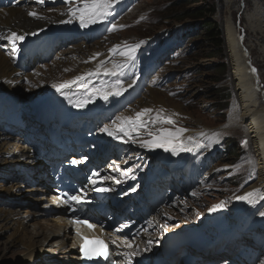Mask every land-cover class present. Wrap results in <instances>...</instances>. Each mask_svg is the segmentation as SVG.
Listing matches in <instances>:
<instances>
[{
    "label": "rangeland",
    "instance_id": "374dc122",
    "mask_svg": "<svg viewBox=\"0 0 264 264\" xmlns=\"http://www.w3.org/2000/svg\"><path fill=\"white\" fill-rule=\"evenodd\" d=\"M171 5H174V7H170ZM199 6H203L205 10L213 8L212 12L206 11L208 17L203 21L190 18L184 20L172 19L174 15L190 13L193 8ZM207 20L213 21L217 26V30L222 32L224 51L221 55L218 52L216 53L210 38L205 33L203 24ZM101 21L104 22V25L96 34L82 35L80 40L69 43L65 47H68L67 50L59 49L57 51V54L60 52L61 54L55 56L53 61H48V65L54 68L51 74L58 75L60 73L59 76H62L67 72V67L65 66L55 68L54 61H66L67 58L70 61H80L76 55L66 56L71 48L72 50H79L80 47H84L90 54L105 52L103 56L114 54V58H111L112 62L119 64L126 59V57L120 55V52L124 51L123 45L125 43L133 45L141 42H150L149 47L146 49L145 47L137 49L136 57L148 54L149 60L141 62L138 67L140 70L143 66H149L150 64H152V67L156 66L157 72L151 73L150 77L157 80L158 88L149 87L153 84V79L149 80L148 78L152 67L142 68L141 70L144 71V84L138 90L137 94H140L125 105L127 106L129 103L125 110H128L134 119L136 113L144 109H140L138 106L145 104L146 96L155 94L152 107H155L156 111L154 112V109H152L153 113L149 112L141 117V120L147 118V122H145V127L138 129V136L149 137V132L157 134L160 129L175 131L178 128H184L187 129L186 132L194 133L208 131L210 132L209 138L212 137L214 140L211 142L213 144L208 143L207 145L210 146L206 147L198 156L209 151L215 153L214 157L207 159L205 166L201 167L203 169L196 170L197 174H204L203 176H192L196 168L195 165L189 166V163L191 165V163L196 162L192 158L187 164V167L189 166L188 172L185 174L180 173L172 180L174 185L170 186L169 189L176 188L175 203L170 205L168 210L162 208L164 219H159L160 224L164 223L167 230L173 231L174 229L179 230L180 227L187 224L197 226L207 215L224 213L227 217H231L229 216V209L233 205L234 200L236 197L241 196L245 190L259 184V175L258 162L253 151L254 145L251 140L243 138L245 137L246 129L239 126L237 118H232L228 114L232 98L235 95L234 86L236 89V84L231 74L225 28L227 23L231 22L236 32L240 34V38L244 40L242 49L245 50L242 54L245 57L249 56L247 60L256 69L259 83L258 95L259 98L262 97L260 94L264 92V0H116L109 16ZM113 24L124 25L125 27H118L111 32L108 31ZM185 26L186 43L181 41L180 38V31ZM121 28L123 29L121 30ZM193 30L195 32L193 34H196L197 37L195 35L192 36ZM76 45L79 46L74 47ZM117 45L121 47L115 53L111 52L110 49ZM248 51L249 54L247 53ZM117 53L119 56L116 55ZM86 56L87 58L90 57L88 53H86ZM116 59L120 61H115ZM81 61L85 60L82 59ZM218 63H226V69L224 71L219 70ZM132 67L133 65H130L125 70H131ZM45 69L48 70V68ZM140 71L137 73H140ZM137 73L130 76L126 75L125 78L132 79ZM48 74L51 75L48 72L45 77H48ZM21 76L24 78L25 75ZM44 81L38 82V84L33 81V84L35 83L34 86L32 84L33 88L26 86L25 90L29 91L30 89L32 93L42 94L46 89L51 88V84L49 85ZM0 85L8 90L17 88L15 86L11 88L2 82H0ZM224 92L228 93V97L223 98L221 96ZM32 93L29 95L33 96L34 94ZM219 96L221 97L219 98ZM260 103L264 104L263 99ZM160 110H163L160 113L161 115L170 116L174 124L178 125H161L162 122L153 123L152 121L155 120ZM117 115L118 117L120 115L118 110L116 111ZM119 124L126 126L123 121L119 122ZM241 124L243 126L246 125L244 122H241ZM2 140L5 144L0 145L2 150L0 163L1 158L5 154V147L13 149L10 143H14L13 138ZM245 141L247 143H244ZM223 142L225 143V149ZM226 143L227 145L229 143L232 144L231 146L235 148L234 152H230L226 148ZM135 155L140 156L138 154ZM248 168L252 172L246 174L245 172ZM257 175L258 178L256 179ZM0 182L6 185L4 180ZM31 183L28 182L27 185H31ZM23 189L18 187V190L24 195ZM194 193L195 195H193ZM40 194L41 192H38V195ZM1 195L3 197L9 195L11 198L12 194L11 192H4ZM26 199L29 200L28 198ZM32 200L34 201V199ZM38 203L40 202L38 201ZM236 203L237 201L234 204L236 205ZM218 204H223V206L215 211L209 210ZM8 206L14 209V206L10 204ZM0 208H5V206L0 203ZM261 208L258 205H254L247 213L248 217H252L254 221L264 223V216L261 215V213H264V208ZM26 209L28 211L36 210L35 207L25 208L24 211ZM16 211H18V215L20 209H16ZM24 211L20 212L19 218L25 221L21 225H25L29 231L28 235L24 234L20 237L21 240L23 238L25 241L29 235H34L36 231L37 233L40 232V223L36 226V222L42 220L49 222L50 220L46 216H35L34 220L30 219L31 216L27 219L22 218L20 216L25 214ZM156 215H158L157 211ZM26 220L31 224L34 223V228L29 226V222ZM13 221L11 219L10 223H13ZM240 225L239 223L238 226ZM31 229L36 231L32 232ZM262 231H264V226ZM43 236H38L36 240L39 244L41 242L45 245V236ZM14 238V228L3 229V225L0 224V264H12L15 260L16 264L17 259L27 252V248L22 246L21 243H16L15 246L12 245ZM47 246H49V243ZM66 248L64 247V249ZM259 249L255 251V254L258 255L254 257L264 259V251L262 249V252H259ZM55 252L54 250L52 253L55 254ZM245 262H249V259ZM257 264H261L260 260H258Z\"/></svg>",
    "mask_w": 264,
    "mask_h": 264
},
{
    "label": "bare ground",
    "instance_id": "6f19581e",
    "mask_svg": "<svg viewBox=\"0 0 264 264\" xmlns=\"http://www.w3.org/2000/svg\"><path fill=\"white\" fill-rule=\"evenodd\" d=\"M77 2L78 0H71V3L66 2V0H44L43 3H39L38 0H18L15 6L7 5L4 7H0V36H6L10 31H15L18 34L36 33L38 31L54 33L58 32L62 28H67L70 35H74L75 38L77 35L81 34H96L100 30L101 20H98L95 24H89L87 27H81L78 19H75L76 23L61 22L69 20L68 9L70 7H75L77 5ZM43 4H45L47 7L41 10V5ZM33 11L38 14V17L28 15L29 12ZM225 34L228 53L230 55L229 59L231 64V74L233 75V79L236 84V89L234 86L235 95L232 98L228 114L232 118H237L239 121V126L246 129V132L244 133L245 137L243 138L251 140L254 145L253 151L256 156V161L258 162L257 167L259 175V184L253 185L250 189L245 190V192L241 195L243 196L247 192L258 189V193L253 197L254 203L250 204L247 200L235 199L234 203L235 201H237L236 205L233 203V205L229 209V216H231V221H237L236 223H238L239 219L242 220V217L246 215L248 216L247 213L254 207V205H258L260 207L264 206V199H261V197H264V104L260 103L262 99L264 101V92L260 94L262 97L259 98L258 75L252 70L253 67L249 66V60H247L249 56H243L242 52L245 50L242 49L244 40L240 38V34L236 32L235 27L232 26L231 22L227 23ZM29 36L31 35H26L25 39ZM25 39L19 42L16 46V49L13 51L17 52V54H23L24 58L28 57V49L26 46H24V44L26 43ZM8 45L9 41L0 39V82L9 85L11 88L14 86L17 87L9 90V92L13 93L19 100H21L23 105L28 104L25 100H29L31 99V97L37 99L45 92L44 91L42 94H37V92L32 93L30 89L29 91L25 90L26 86H28V88H33L35 84H33V81L38 84V82L41 83L43 80H45L44 82H47V84L49 85L51 84L52 87L53 84H59L63 81L71 80L74 77L88 73L89 71L94 72L101 61H103V65L99 74L85 76V79L84 81H81V84L86 85L87 91L91 92L93 88H108L112 83L115 82L117 78L121 79L127 92L124 91L120 96H110L107 100H104L102 95L100 94H97L96 96H94V98L100 102H104L105 106H108L110 104L117 105L107 114L109 122L105 124L104 127L108 126L110 129H113L116 132H121V127L127 128V125L122 126L123 124H119V122H122V120H117L116 113L115 119L113 117V113L124 107L126 103L129 102L132 97H134L138 93V90L143 86V70H141L140 73H137V75L132 79L125 78L126 75H124L123 77H118L105 74L102 72L103 68H111L113 66L114 63L112 62L111 58H114V54H112L111 56H103L105 52L99 53L100 55H97L98 53L90 54L87 50L84 49V47H80L79 50H72L71 48L69 54L66 55H76L77 58L80 59V61H70L67 58L66 61L61 60L53 62L55 68H57L58 66L67 67V72L64 73V75L59 76L60 73L58 75L51 74L54 68L48 65V61H53L55 59V56L61 54V52L57 54L56 51L53 53L54 57L48 58L44 62H40L36 67H33L34 69L31 68L25 71L24 75L26 77L24 76V79L21 75L15 76V72L18 68H15V66L12 65L13 58ZM77 46L79 45H76L74 47ZM67 48L63 49V51L67 50ZM58 49H60V47H58ZM86 53H88L90 57L87 58ZM247 53L249 54V51ZM82 59H84L85 61H81ZM45 68H48V70H46ZM62 70L64 69L62 68ZM48 72L51 75L48 74L49 76L45 77ZM133 80H135L136 82L131 87L133 89L129 91L130 88H128V85L132 84ZM7 90L8 89L0 85V94H4V92ZM30 93L34 95L30 96ZM146 98L147 100L145 104H140L138 107L140 109H154L155 112V107H152L155 100V94L147 95ZM102 114V111H97V115L93 117L94 120L98 121L107 117H104V115ZM124 116L131 117L128 110L122 111L119 115V117ZM114 121L115 123H113ZM142 121L147 122V118H143ZM241 122H244L246 124V128L245 126H243V124H241ZM100 129L101 128L99 126L98 132H100ZM91 130H96V128H91ZM134 132H136V130L131 131V133ZM201 133H204V135H200ZM209 133L210 132L208 131L199 133L190 131L184 132L180 139L184 142V146L187 149H191L190 151H179L177 154H173L171 149H169L168 151H165V149L163 148L155 149L159 150L161 153L172 154V161L176 172L177 170H179V168L187 170V164L189 160L206 149V147H195V143H199L200 145H207L208 143L214 141L212 137L209 138ZM3 135L4 133H0V143L3 142L0 145L5 144V142L2 140ZM21 137V135L14 136V143H10V146L13 147V150L5 147L4 151L5 153L6 151L8 152V150H12V152L16 154V158L13 160H7L3 156L0 163V181H6V185L0 182V203L5 206V208H0V224L3 225V229L14 228L15 238L13 239L12 245L15 246L16 243H21L22 246L27 248V252H25V254L21 258L17 259L16 264H55L57 262L60 264L78 263V241L77 238H75L73 235L74 230L69 225L67 220L61 218L58 213L51 211L49 202L50 196L47 193L48 177L45 176V165L43 164V162L41 163L39 161V158L35 154H33L31 149H28L26 145L20 143L22 140ZM189 137H192L193 141H189ZM24 141H26V139ZM1 154L2 150L0 149V156ZM30 179H33L36 182L35 185H27V183H24L25 180L27 182H30ZM24 184L26 185L23 186ZM18 187L24 188V195L18 190ZM4 192H11V198L9 197V195L3 197V195L1 194ZM38 192H41V194L38 195ZM32 199H34V201ZM148 200L151 202V204L154 203V199L152 196ZM38 201L40 203H38ZM8 204L14 206L15 210L12 209L11 206H8ZM32 207H35L36 210L32 209L28 211L26 209L24 211L25 208ZM157 208L158 206L152 207L151 212L156 210L158 214L159 208ZM16 209H20L18 215V211H16ZM21 211L25 212L24 215L20 216L22 218L27 219L29 216H31L30 219H33L35 216H46L47 219L50 220V223L46 222L47 220L43 221L42 219H39L42 221L36 222L35 225L37 226V224L40 223V232L37 233V231L35 230L36 233H34V235H29V237H27L28 239L25 241L23 240V238L21 240L20 237L22 235L29 234V231L26 229L27 227H25V225H21L25 223V221L19 218ZM221 215L222 214H218L216 215V217H223ZM225 217L229 218L227 217V215H225ZM132 218L137 219L138 215L133 214ZM159 218H161V216ZM214 218H209L208 221L212 223ZM11 219L14 220L13 223H10ZM29 226L33 227L34 223L31 224L29 222ZM190 228H195L197 231H202L205 227L196 225L192 227V224H187L183 227H180L179 230L174 229L173 231L181 232L183 230H189ZM31 231L35 232L33 229H31ZM166 231L171 230L166 229ZM220 232L221 230L216 228L215 226H210L209 229L204 230V234L208 235L209 237H216V235H218V233ZM42 235L45 236H43L45 245L41 242L39 244V242L36 240L38 236ZM48 243L49 246H47ZM138 244L141 253L151 251L150 249H147L145 251L142 250L143 241H139ZM153 245L150 246L147 244L146 247H153ZM64 247L67 248L64 249ZM54 250L56 251L55 254L52 253ZM15 261L11 263L15 264Z\"/></svg>",
    "mask_w": 264,
    "mask_h": 264
},
{
    "label": "snow or ice",
    "instance_id": "6c2138e0",
    "mask_svg": "<svg viewBox=\"0 0 264 264\" xmlns=\"http://www.w3.org/2000/svg\"><path fill=\"white\" fill-rule=\"evenodd\" d=\"M39 3H43L44 0H38ZM66 2L71 3V0H66ZM116 3V0H78L77 5L75 7H70L68 9V13L70 16V19L68 21H61V22H71L72 18L78 19L81 27H87L89 24H95L98 20H104L106 19L110 11L112 9L113 4ZM29 16L38 17V14L36 12H29ZM118 27H125L124 25H116L113 24L111 28L108 29V31H113ZM26 35H35V33H26V34H18L15 31H10L8 35L6 36H0V39H5L9 41L14 47L17 46V43L20 41H23L25 39ZM143 43V42H141ZM120 45L114 46L112 49H110L111 52L115 53L118 48H120ZM124 51L120 52V55L126 57L125 61L123 63H114L111 68H103V71L105 74H109L112 76H118L123 77L126 75L125 69L129 68L130 65L135 64L136 60V52L137 49L140 47V44H133L128 45L125 43L123 45ZM97 55H100L99 53ZM103 65V61L97 66L95 73L92 71H89L88 73L78 75L74 77L71 80L63 81L59 84H53L52 87L56 89L57 92H60L62 95L65 93L63 92L64 89L68 88L70 85L76 84L78 81H84L85 76H91L93 74H99L101 71ZM253 71H256V69H252ZM136 81L133 80L132 84L128 85V88H131L133 84ZM82 87H86V85H81ZM124 91H126L123 81L119 78L115 80L114 83H112L108 88H93L91 90V95L86 97H81L78 99H73L71 96H68L69 103L74 104L77 108H82L85 106V104L88 102L89 99L96 96L97 94L102 95L104 100H107L110 96H120ZM174 94V93H173ZM152 109H143L140 112H137L135 115V118L133 117H117V120H122L124 124L127 125V128L121 127V132L123 135H120V133L116 132L113 129H110L108 126H105L100 129V132L107 133L109 136H113L117 139H122L124 136L130 137L131 131L138 130L139 128L145 127V122L141 120V117L145 115L146 113L152 112ZM163 110H160V112L157 113V116L155 120L152 122L155 123L157 121L167 123V124H174V121L170 116H163L160 113ZM115 123V121L113 122ZM187 129L184 128H178L175 131L169 130V129H160L157 134H154L152 132H149L148 135L151 137V139L142 140V141H135L134 143L138 142L140 143L141 147L144 148H163L165 151H168L171 149L173 154H177L179 151H185V150H191L187 149L184 146V142L180 139L182 134L186 132ZM200 135H204V133H201ZM189 141H193L192 137L188 138ZM195 143V142H194ZM244 143H247L246 141ZM210 145H200L199 143H195V147H209ZM72 164H77L78 162L76 160L71 161ZM93 175H99L98 173H94ZM118 182V181H117ZM92 183L94 184L95 181L93 180ZM105 189H100V191H104ZM258 189L253 190L251 192L245 193L243 196H238L236 199L238 200H247L248 203L252 204L254 203L253 197L258 193ZM195 195V193L193 194ZM261 199H264V197H261ZM72 201H75L76 203H81V197L78 195H71L68 197V199L64 200L63 202L65 204H68ZM223 204L214 205L212 209H209L210 211H215L217 208L222 207ZM262 216H264V213H261ZM78 223H85L88 224L87 221H77ZM88 227L92 228L94 225L88 224ZM113 244L116 243L115 240L112 241ZM125 244L127 246H131L130 242L125 240ZM81 252H84V246L81 245L80 248ZM86 254V253H85ZM137 253H129V257L136 255ZM87 255V254H86ZM98 255L104 256L106 255L105 252H100ZM88 258H91L90 256ZM129 264H131L129 259ZM264 264V262H262Z\"/></svg>",
    "mask_w": 264,
    "mask_h": 264
},
{
    "label": "trees",
    "instance_id": "16d2710c",
    "mask_svg": "<svg viewBox=\"0 0 264 264\" xmlns=\"http://www.w3.org/2000/svg\"><path fill=\"white\" fill-rule=\"evenodd\" d=\"M170 7H174V5H171ZM172 9V8H171ZM193 11L190 13H179L178 15H174V17L172 19L175 20H184L186 18H190L193 20H204L206 19L208 16L206 14V11L208 12H212L213 8L207 9L205 10V8L203 6H199V7H195L192 9ZM172 11V10H171ZM203 27L205 29V33L208 36V38H210L214 50L216 51V53H220V55L222 54V52L224 51L223 49V36H222V32H219L220 30H217V26L215 25V23L211 20H207L205 21V23L203 24ZM191 33V32H188ZM195 33L194 30L192 32V34ZM196 36V34H193L192 36ZM197 37V36H196ZM218 68L221 71H224L226 69V63H218ZM221 96L223 98L228 97V93L224 92L223 94H221ZM219 96V98L221 97ZM218 105V104H217ZM232 144L229 143L227 145V149L230 152H234V147L231 146ZM229 146V147H228Z\"/></svg>",
    "mask_w": 264,
    "mask_h": 264
},
{
    "label": "water",
    "instance_id": "95a60500",
    "mask_svg": "<svg viewBox=\"0 0 264 264\" xmlns=\"http://www.w3.org/2000/svg\"><path fill=\"white\" fill-rule=\"evenodd\" d=\"M249 66H251V64L249 63ZM253 67V66H252ZM254 69V68H253ZM256 74H257V72L256 71H254Z\"/></svg>",
    "mask_w": 264,
    "mask_h": 264
}]
</instances>
